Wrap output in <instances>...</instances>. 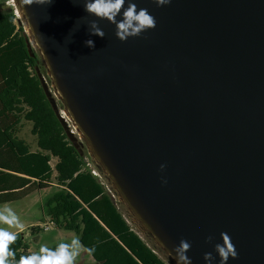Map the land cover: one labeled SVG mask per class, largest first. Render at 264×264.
Wrapping results in <instances>:
<instances>
[{"label": "water", "instance_id": "water-1", "mask_svg": "<svg viewBox=\"0 0 264 264\" xmlns=\"http://www.w3.org/2000/svg\"><path fill=\"white\" fill-rule=\"evenodd\" d=\"M13 1L30 52L37 47L65 115L147 244L175 264L186 240L192 264L206 253L221 264L226 233L237 252L228 264H264V0H128L156 26L125 42L84 0Z\"/></svg>", "mask_w": 264, "mask_h": 264}, {"label": "trees", "instance_id": "trees-1", "mask_svg": "<svg viewBox=\"0 0 264 264\" xmlns=\"http://www.w3.org/2000/svg\"><path fill=\"white\" fill-rule=\"evenodd\" d=\"M28 39L14 9L1 4L0 204L52 188L56 172L58 190L47 199L46 214L58 229L74 232L97 263L166 264L130 226L106 185L87 167L85 152L75 147L45 93L40 58L30 52ZM23 121L32 123L36 152L18 137ZM53 158L58 161L54 168ZM28 250V242L17 234L10 246L15 262L30 255Z\"/></svg>", "mask_w": 264, "mask_h": 264}, {"label": "clouds", "instance_id": "clouds-1", "mask_svg": "<svg viewBox=\"0 0 264 264\" xmlns=\"http://www.w3.org/2000/svg\"><path fill=\"white\" fill-rule=\"evenodd\" d=\"M21 2L22 4L35 3L37 6H50L53 0H21ZM154 2L158 6H163L170 4L171 0H154ZM126 3L127 7L124 8ZM122 8L124 9L122 20L116 22V17L120 15ZM84 11L96 18L116 23V36L122 42L127 41L129 37H137L148 29H154L156 26L154 17L146 9L138 11L137 6L128 0H84ZM91 28V35L103 38L104 33L96 23H93ZM85 45L89 48L95 47L92 40L85 41ZM9 229H16V232L24 231L15 212L5 206L0 209V264H73L74 258L79 254L80 241L73 239L71 243H60L54 250L41 246L37 253L22 255L19 261L15 262V252L10 251V246L15 244L17 234ZM221 238L223 244H217L215 250L220 257L221 264H228L230 258H237V252L226 233H221ZM190 247L191 245L186 240L180 241L179 246L174 249L175 264H192L187 256ZM212 260L211 253L204 255L205 264H211Z\"/></svg>", "mask_w": 264, "mask_h": 264}, {"label": "rangeland", "instance_id": "rangeland-1", "mask_svg": "<svg viewBox=\"0 0 264 264\" xmlns=\"http://www.w3.org/2000/svg\"><path fill=\"white\" fill-rule=\"evenodd\" d=\"M7 3H8L7 0H0V5L2 4L5 7H11ZM23 26L25 28L26 34L31 39L32 35L29 33L28 29H26V23H24V21H23ZM33 51L40 58V68L44 74L46 83L49 85L53 97L57 101V105L59 110L61 111V114L66 118L69 125L71 126V131L75 132V137L77 138L76 143L78 144V148H80L83 152H85L86 157L92 162L88 154L84 140L77 133V131L72 126L71 122L64 113L65 110L64 105L59 100L58 95L53 88L52 80L47 75V71L44 67V64L42 62L37 47H33ZM18 131H19L18 137L24 140L30 146L31 151L33 152L38 151L37 138L32 134V124L24 121L23 125H20L18 127ZM55 165H56V160L53 159L51 166L54 168ZM52 182L55 185L52 188H48L42 191L37 190L34 193H32L29 197L16 202L0 204V209H2L5 206L10 207L17 215L19 222L23 225L24 230L34 225H43L46 222H50V218L46 214V209H47L46 201L51 195H53L56 192V190H58L57 188L58 186H56L57 185L56 172H53ZM115 201L117 203L119 210L123 213L130 226L144 239L146 243L150 244V240L146 237V235H143L142 232L136 227V225H134L131 222L128 214V209L126 208V206L122 202H120L118 198ZM9 230L16 232V229H9ZM29 233H31V229H29ZM40 236H41V242L35 247V249L38 251L41 246H46L50 248L55 245H59L60 243H71L73 239H78L77 235L74 232L61 230L58 229L57 227H52L51 230L49 231H43ZM155 251L166 264H172L169 261L168 257L163 255L158 249L155 248ZM73 264H90L88 256L84 252V248L81 246V244L79 248V254L74 258Z\"/></svg>", "mask_w": 264, "mask_h": 264}, {"label": "crops", "instance_id": "crops-1", "mask_svg": "<svg viewBox=\"0 0 264 264\" xmlns=\"http://www.w3.org/2000/svg\"><path fill=\"white\" fill-rule=\"evenodd\" d=\"M24 121L22 122L21 125H23ZM31 123V122H29ZM32 124V123H31ZM21 139V138H20ZM33 152V151H32ZM54 159V158H53ZM52 159V161H53ZM56 160V164H57V159ZM52 163V162H51ZM53 168V167H52ZM57 175V174H56ZM99 179V178H98ZM100 180V179H99ZM104 185H106L104 183V181L100 180ZM107 187V186H106ZM31 195V194H30ZM29 195V196H30ZM27 196V197H29ZM26 197V198H27ZM41 225H34V226H31L27 229H25L23 232H16V234H22L23 238L28 242L29 244V250L28 252L31 253V254H34V253H37L38 250L35 249V247L41 242V233L43 232V230L41 229L40 227ZM36 227H39V229H36ZM29 229H31V233H29ZM27 230H28V233H27ZM82 246V245H81ZM83 247V246H82ZM84 248V247H83ZM84 252L87 254L88 256V259H89V263L90 264H99L95 261V259L89 255L88 251L84 248Z\"/></svg>", "mask_w": 264, "mask_h": 264}, {"label": "built area", "instance_id": "built-area-1", "mask_svg": "<svg viewBox=\"0 0 264 264\" xmlns=\"http://www.w3.org/2000/svg\"><path fill=\"white\" fill-rule=\"evenodd\" d=\"M7 4H8L9 6H11V7L14 9V13H15L17 19L19 20L20 16L17 15L18 13L16 14L17 10H16V7H15V3H14V1H13V0H12V1L9 0ZM44 78H45V77H44ZM45 81H46V79H45ZM85 160H86V165H87V167L91 170L92 174H93L95 177H97V178H99L100 180L103 181V179L101 178V176H100L98 170H97L96 167L93 165V163H92L87 157L85 158ZM112 196H113V195H112ZM40 227H41V229H42L43 231H49V230H51L52 227H56V226H55V224H54L53 221H50V222H46V223H44V224L41 225Z\"/></svg>", "mask_w": 264, "mask_h": 264}, {"label": "bare ground", "instance_id": "bare-ground-1", "mask_svg": "<svg viewBox=\"0 0 264 264\" xmlns=\"http://www.w3.org/2000/svg\"><path fill=\"white\" fill-rule=\"evenodd\" d=\"M18 12H16V14H17ZM18 16H19V14H17Z\"/></svg>", "mask_w": 264, "mask_h": 264}]
</instances>
